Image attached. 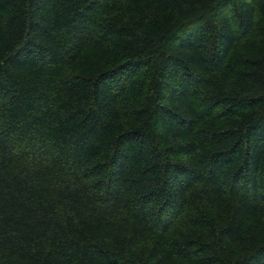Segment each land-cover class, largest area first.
Returning <instances> with one entry per match:
<instances>
[{
    "label": "trees",
    "instance_id": "1",
    "mask_svg": "<svg viewBox=\"0 0 264 264\" xmlns=\"http://www.w3.org/2000/svg\"><path fill=\"white\" fill-rule=\"evenodd\" d=\"M0 264H264V0H0Z\"/></svg>",
    "mask_w": 264,
    "mask_h": 264
}]
</instances>
